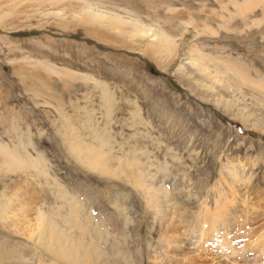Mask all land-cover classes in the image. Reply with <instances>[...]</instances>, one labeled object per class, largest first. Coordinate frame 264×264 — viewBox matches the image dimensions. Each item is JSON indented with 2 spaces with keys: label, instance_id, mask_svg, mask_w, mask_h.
<instances>
[{
  "label": "rangeland",
  "instance_id": "1",
  "mask_svg": "<svg viewBox=\"0 0 264 264\" xmlns=\"http://www.w3.org/2000/svg\"><path fill=\"white\" fill-rule=\"evenodd\" d=\"M0 144V264H264V0H0Z\"/></svg>",
  "mask_w": 264,
  "mask_h": 264
},
{
  "label": "bare ground",
  "instance_id": "2",
  "mask_svg": "<svg viewBox=\"0 0 264 264\" xmlns=\"http://www.w3.org/2000/svg\"><path fill=\"white\" fill-rule=\"evenodd\" d=\"M1 145V144H0ZM78 148V147H77ZM86 151H87V149H85ZM95 150V149H94ZM80 151V150H79ZM89 151V150H88ZM92 151V150H91ZM3 152H4V150H3ZM10 152V151H9ZM81 152H82V150H81ZM84 153V152H83ZM92 153H94V155H96L97 153H96V150L95 151H92ZM5 154H7V153H5ZM12 154V153H11ZM91 155V154H90ZM85 157V156H84ZM95 158H96V156H95ZM82 159V158H81ZM103 159V158H102ZM101 159V160H102ZM33 161V160H32ZM104 161H105V159H104ZM34 162V161H33ZM84 162V161H83ZM88 162V161H87ZM87 162H85V163H87ZM94 163V162H93ZM105 163H107V161L105 162ZM131 164H133V163H131ZM31 165V164H30ZM91 165H92V163H91ZM106 165V164H105ZM94 166V165H93ZM99 171V170H98ZM37 173V172H36ZM35 173V174H36ZM41 172H39L38 174H40ZM178 225V224H177ZM213 225V224H212ZM211 230H213L210 234H211V237H213V235L215 236H218L217 234H219V229H217V227H216V225H214V226H212V228H211ZM97 234V233H96ZM99 234V233H98ZM97 234V235H98ZM209 234V235H210ZM170 236H172V234L170 235ZM181 236V235H180ZM62 237V236H61ZM210 237V236H209ZM210 237V238H211ZM170 237H168L167 238V240H166V242H169L168 241V239H169ZM215 238V237H214ZM218 238H220V242H221V247L224 249V250H226L227 251V249H228V247L230 248V242L228 241L229 239L227 238V234H224V235H222V237L220 236V237H217V238H215V239H218ZM53 240V239H52ZM55 240V239H54ZM54 240H53V242H54ZM170 240V239H169ZM210 240V239H209ZM180 241L179 240H177L176 238L175 239H171V241L169 242V244H171L170 245V248H175V249H177V251L178 252H181V251H183L184 249H182L181 247H180V243H179ZM210 242V241H209ZM212 242V241H211ZM213 243H216V242H213ZM57 244V243H56ZM212 244V243H211ZM218 244V243H217ZM205 247V246H204ZM213 247V246H212ZM216 247V246H215ZM218 247V246H217ZM56 248H58L57 246H56ZM178 248H180V249H178ZM211 248V247H210ZM60 249V248H59ZM213 249V248H212ZM235 249V248H234ZM264 249V248H263ZM50 250H53V251H55L56 252V255L58 256V251H56L52 246L50 247ZM218 250H220V249H218ZM233 250V249H232ZM52 251V252H53ZM221 251V250H220ZM223 251V250H222ZM82 252H85L83 255H84V258H85V260H86V262H84V263H81V264H92V263H90L89 262V259H90V257L92 256H97V254L98 253H100L101 254V250H96L95 248L94 249H87V248H83V251ZM224 252V251H223ZM229 252V251H228ZM232 252V251H231ZM230 252V253H231ZM60 253H62V251L60 252ZM217 253V252H216ZM64 254H68L67 252L66 253H63V254H59V257H64ZM163 254L164 255H168V256H170V254H168V253H166V252H163ZM205 254V253H204ZM203 254V255H204ZM258 254V253H257ZM264 254V253H263ZM202 255V256H203ZM225 255H226V253H225ZM201 256V257H202ZM184 257V256H183ZM197 257V256H196ZM207 257H209V256H207L206 255V257H203L204 258V260L205 261H209V262H211V264H215V261H216V264H223V262L221 261V260H217V257H213V258H207ZM211 257V256H210ZM227 257V256H226ZM178 258H179V256H178ZM198 258H199V256H198ZM197 258V259H198ZM228 259V258H227ZM183 260H185V259H183ZM189 260V259H188ZM231 260V259H230ZM237 260V259H236ZM256 260V259H255ZM262 260V259H261ZM181 263H182V258H180V260H179ZM187 261V260H186ZM238 261V260H237ZM260 261V260H259ZM184 263H185V261H183ZM226 262V261H225ZM183 263V264H184ZM187 263V262H186ZM198 263V262H197ZM204 263V262H203ZM207 263V262H206ZM205 263V264H206ZM238 263V262H237ZM237 263H232V264H237ZM240 263V262H239ZM69 264H80V263H78L76 260H74L72 257H71V261L69 262ZM226 264H231V263H227L226 262Z\"/></svg>",
  "mask_w": 264,
  "mask_h": 264
}]
</instances>
